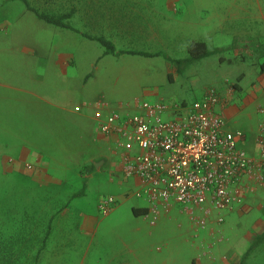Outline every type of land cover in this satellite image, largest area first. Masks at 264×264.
Returning a JSON list of instances; mask_svg holds the SVG:
<instances>
[{"label": "rangeland", "instance_id": "rangeland-1", "mask_svg": "<svg viewBox=\"0 0 264 264\" xmlns=\"http://www.w3.org/2000/svg\"><path fill=\"white\" fill-rule=\"evenodd\" d=\"M29 1L53 14L75 6L71 25L81 33L107 38L117 50L163 52L176 60L187 57L190 42L200 41L220 52L187 66H176L162 57L100 58L104 49L97 42L38 21L19 1L0 0L1 173L4 158L52 146L75 152L85 161L106 152L112 173H119L117 158L113 160L107 143L102 142L97 123L56 107L66 110L89 104L84 111L93 117L97 105H105L109 112L133 114L141 112L135 108L137 102L161 103L167 107L161 119L170 120L175 108L184 112L209 89L229 100L225 129L244 132L246 149L253 151L257 124L264 118L257 112L264 109L260 68L264 0ZM27 49L36 52L33 61L24 55ZM70 117L78 125L63 135L62 126L72 122ZM106 181L98 175L87 183L83 213L100 216L95 203L113 196L115 190ZM0 185L5 181L0 180ZM53 187L20 185L12 204L0 187V264H143L142 248L150 259L154 254L161 257L158 264H239L254 238L264 231V191L250 185L242 191L240 204L220 213V222L213 213L203 227L177 208L161 210L156 217L129 213L126 218L122 213L134 200L122 203L113 196L117 205L99 225L92 243L66 237L61 226L73 223L60 215L71 192ZM99 251L103 259L92 260ZM244 264H264V242L253 248Z\"/></svg>", "mask_w": 264, "mask_h": 264}, {"label": "built area", "instance_id": "built-area-1", "mask_svg": "<svg viewBox=\"0 0 264 264\" xmlns=\"http://www.w3.org/2000/svg\"><path fill=\"white\" fill-rule=\"evenodd\" d=\"M229 100L214 89L205 91L174 118L162 120L167 110L161 103H136L140 113L120 114L97 105L93 119L108 143L123 178L136 181L133 196L147 209V216L177 208L198 227L213 213L240 204L245 187L264 191V118L257 125L253 151L246 149L242 131H227L223 110ZM264 115V109L258 108ZM117 205L104 196L98 212L106 216Z\"/></svg>", "mask_w": 264, "mask_h": 264}, {"label": "crops", "instance_id": "crops-1", "mask_svg": "<svg viewBox=\"0 0 264 264\" xmlns=\"http://www.w3.org/2000/svg\"><path fill=\"white\" fill-rule=\"evenodd\" d=\"M25 52H29L24 55H30V61H33V58L36 57V52L33 54L28 49ZM25 58L26 56H23L22 62H25ZM51 95L56 96L55 93H52ZM60 107L61 108H56L65 111L66 113L68 112L69 115H73L75 118H89L91 121L94 120L92 115L90 117L88 112L84 111V109L90 108L89 104L80 103L75 105V107L66 110L63 106ZM228 108L229 107L223 110L224 118ZM75 118L74 120H76ZM68 121L72 122L62 126L63 135H66V131H68L70 126L78 125V123L73 122L72 117L68 118ZM102 138V142L107 143L104 137ZM67 140L68 139L66 137L63 141L66 142ZM67 144H69V142L65 143V145ZM107 144L105 145L108 146ZM67 147L69 148V146ZM108 152L110 153L109 148ZM18 159H21L22 163H18ZM3 163L4 169L2 173L0 171V180H4L5 185H0V187L5 191L2 192V194L6 195V200L11 204L12 200H15L17 197V191L20 185H53V188H57L59 191L71 192L70 199H68L65 203L67 208L60 215L62 220H66V223H73L72 226H70V224H64L61 226L62 228L64 227L66 237H70L72 235L85 240L90 239L93 243V239L96 238L99 233V225L104 223L105 219H107L111 213L110 212L106 216L99 214L97 207L103 197L101 199L99 198V200L95 203L96 210L98 214L102 216L101 218L97 214V216L95 215L94 217L82 212V203L86 196H88V193H86L87 188H90V185H87V183H89L90 180L92 181L95 176L103 175L105 179H107L106 182H109L111 185H115L113 196H116L122 203L129 199L134 200L135 204L134 202L130 204L129 210L122 213L124 217L129 218V213L132 214V208H144L140 203H136V198L133 196V192L137 184L134 183V180L123 178L120 173H112L111 163H109L106 152L98 154L96 157L92 158L91 161H85L81 160L75 152H71L62 147L56 148L52 146L50 150H45V148L35 149L30 155H23L20 157L8 156V158L3 159ZM130 181H132V183H130ZM179 213L183 212L179 211ZM138 217L146 218L147 214ZM245 252L243 254H245ZM85 253H88V251ZM100 253L103 252L99 251L95 255H92V260L98 261L99 257H101L99 255ZM129 255H131V252ZM139 256H141L140 259L143 264H146V262L158 264L161 260V257L156 254L153 255L152 259L148 258L146 248L141 249ZM101 259H103V257H101Z\"/></svg>", "mask_w": 264, "mask_h": 264}, {"label": "trees", "instance_id": "trees-1", "mask_svg": "<svg viewBox=\"0 0 264 264\" xmlns=\"http://www.w3.org/2000/svg\"><path fill=\"white\" fill-rule=\"evenodd\" d=\"M15 1L21 2L23 6L25 7L26 11L31 13L38 21H41L44 24H47V25H50L56 28L71 31L75 34L82 36L83 38L87 40L97 42L104 49L100 58L107 56V55H111V56L128 55V56L142 57V58L162 57L166 62L173 63L176 66H187L197 61H200L204 58L214 56L220 52L219 48L208 47L205 43L200 42V41L190 42L187 47V57L184 59H176V60H171L170 57L165 55L163 52L153 53V52L138 51V50H130V51L117 50L115 45L107 38L103 36H90L86 33H81L79 30L75 29L71 25V20L77 14V8L75 6H71L68 10H66L63 13L53 14V13H46V12L40 11L38 8H35L29 0H15ZM260 68H261V71L264 72V62L260 64ZM132 214L135 217L144 216L147 214V209L140 208V207L132 208ZM263 242H264V231L254 238L248 250L242 256L239 264H244L245 260L250 255L253 248Z\"/></svg>", "mask_w": 264, "mask_h": 264}]
</instances>
